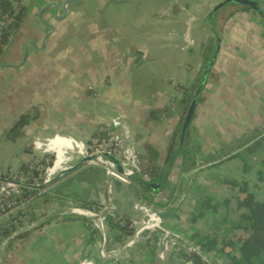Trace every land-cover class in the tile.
I'll use <instances>...</instances> for the list:
<instances>
[{"label":"crops","instance_id":"obj_1","mask_svg":"<svg viewBox=\"0 0 264 264\" xmlns=\"http://www.w3.org/2000/svg\"><path fill=\"white\" fill-rule=\"evenodd\" d=\"M224 1L22 0L26 16L0 56V62L10 64L0 68V171L14 174L24 168L33 138L89 141L98 126L115 122L116 132L138 153L152 143L163 165L180 115L170 102L182 96L179 84L191 83L202 71L204 47L214 37L209 15ZM258 1L264 10V1ZM215 28L220 49L185 146L163 175L155 179L142 172V177L147 184L162 183L156 191L149 185L155 203H162L181 176L198 171L177 218L162 225L200 241L214 264H242V247L261 237L264 225L259 206L264 203V16L254 7L225 5L215 16ZM34 107L39 119L21 139H7L21 115ZM184 149L190 152L185 173ZM197 161L215 163L195 169ZM79 162L53 183L58 192L46 204H30L35 220L46 214V221L16 240L1 264H117L100 257L104 246L113 245L112 226L106 223L105 244L101 229L93 233L86 217L57 212L98 200L71 196L98 197L104 184L99 169ZM69 177L72 184L63 194ZM120 206L124 212L134 208ZM181 215L189 217L185 231L177 222ZM176 243V253L183 255L182 244ZM130 254L134 264L156 259L150 245Z\"/></svg>","mask_w":264,"mask_h":264},{"label":"built area","instance_id":"obj_2","mask_svg":"<svg viewBox=\"0 0 264 264\" xmlns=\"http://www.w3.org/2000/svg\"><path fill=\"white\" fill-rule=\"evenodd\" d=\"M14 16L15 14L11 10H3L0 7V43L3 40L5 32L14 22ZM181 97L173 98L170 102V106H177V99ZM115 128L116 122L104 127L98 126L89 141L69 136L55 135L45 140L33 138L28 142L27 146L31 157L28 164L25 166V170L14 172V174H8L2 170L0 171V222H2V224L0 223V238L2 239L0 247L9 236L35 223L36 220H31L29 205L41 204L42 206L45 204V199L46 202H48L51 197L50 188L52 179L61 172L73 170L79 158L91 156L95 157L93 162L94 165L105 168L107 174H115L117 177L124 180L125 185H123L120 193L116 191L112 181L108 182L107 197L108 200L113 201L116 206L107 216L109 218L108 224L109 226H126V224H128V218H131L133 222L130 226H133L135 230L134 234L127 238L124 236L121 243L126 240H133L139 227V219L136 218V213L138 212L134 208H132V211H128L131 212V214L124 212L120 203L133 206L128 196L130 193L136 195V189L132 186V184L135 185L132 181V177L134 176V169L139 163V153L122 139ZM119 167H121L122 170H119ZM88 205H85V207L98 213L104 208V204L101 200ZM73 206L77 205L71 204L66 207H61L57 212L65 211L66 213L86 217L91 221V227L101 229L97 221L88 216L79 214ZM55 214H51V216ZM3 216H6L8 219L6 224L3 223ZM40 217L41 216H39L38 219ZM10 220H12L18 228H11V234L5 236L1 232L3 227L6 226ZM145 220L146 219L142 217L141 222L143 223ZM36 227L37 226L32 228V230ZM145 232L141 234L138 233V235H140H137L138 237L134 238L131 246L121 254L112 256L110 253L106 252L104 246L100 251L101 260L109 259L117 264L129 261L131 259L130 249L133 246L145 245L148 242V245L152 247L156 257L153 264H198L195 260L197 256L206 264H214L212 261V254L206 252L203 248V244L198 240L184 241L181 245L183 255H178L176 253L177 243L175 237L155 227H151L150 233H146V235L144 234ZM149 235L150 239L147 241ZM10 241L12 240L5 243L3 254ZM111 243L113 245L121 244L113 238L111 239ZM99 261L100 260H88L84 264H99Z\"/></svg>","mask_w":264,"mask_h":264},{"label":"trees","instance_id":"obj_3","mask_svg":"<svg viewBox=\"0 0 264 264\" xmlns=\"http://www.w3.org/2000/svg\"><path fill=\"white\" fill-rule=\"evenodd\" d=\"M0 1H1L0 7L3 10H11L15 14L14 22L11 24L9 29L5 32L3 40L0 43V56H1L5 47L9 44V41L12 35L16 32V30L20 27L21 23L23 22L26 16V6L23 4L22 0H0ZM225 5H240L244 9L253 8L250 5H246L242 3L239 4V2H235L234 0H231V1L222 3L219 9L221 10L222 7H224ZM219 9L218 11H220ZM259 12L264 16V10L261 8V6L259 8ZM215 42H216V38L214 36L204 47L202 71H200V73L194 78V80L191 83L179 84V89L183 92L182 97L177 99V105L180 110V115H179L178 123L176 124L175 129L173 131L172 137L170 141L168 142V147H167L168 156H167V159H165V162L163 163V165L161 164L160 155L158 153V150L155 148V146L152 143H146L143 147V151L139 153V163L134 169L133 181L138 188L139 197L142 200V202H144V204L149 205L155 209H158L160 207H167L174 201L182 185L181 183L182 176L179 178V184L177 185L176 183L173 186L174 188L171 187L173 189H171L170 197L171 198L173 197V198L172 199L169 198V200L166 202H162V203L156 202L155 203V200H154L155 195H153L152 191H150L147 181L142 177V172L143 174L147 175L149 178L152 177L156 179L157 176L163 175V173L165 172L164 170L165 166H167L170 162H173L174 158L177 156L176 152L178 150V146L180 143V136H181V132L183 129V123L189 111V107L193 100V96L196 92L199 81L201 79L203 69L205 68L212 52L214 51ZM201 98L202 96L200 97V100ZM33 109H34L33 112L27 111L21 115L20 119L16 122V124L12 127V129L7 133V136H6L7 139L11 141H17L21 139L25 134L26 127L33 121H36L39 119L40 117L39 108L34 107ZM188 135H189V130L186 135L187 138H188ZM181 154L183 156L182 172L185 173V171L187 172L190 169V168L185 169V167H183L190 159V152L188 149H184ZM202 167H205V166H202ZM21 170H25V167L22 168ZM44 202L45 204L47 203L46 199ZM260 207L263 213L264 204H262ZM29 208L31 209V205H29ZM30 213H32L31 210H30ZM36 217L37 215L35 214L31 215V220L34 221ZM0 218H1V214H0ZM108 221H109V218L106 217L105 222L108 223ZM132 222L133 220L131 218H128V224H126V226H120V225L112 226L111 232H112L113 239L121 243L123 241L124 236L127 238L130 235H133L135 230L133 226L132 227L130 226ZM0 223L2 224V222ZM39 226L40 224L36 228H38ZM11 228H14V229L18 228V226L14 224L12 220H10L9 223L3 227L1 233L7 236L11 234L12 232ZM31 231L27 233H30ZM91 231L93 233L100 232L99 229L95 227H92ZM27 233H24L18 236L17 238H15L14 240L10 241L4 254L8 252V250H10L14 246L16 240L20 239L21 237H23V235H26ZM261 234H262L261 237L253 241H249L242 247V256H241L242 264H264V227L261 231ZM1 240L2 239L0 238V242ZM148 244L149 243L147 242V244H145L144 246H147ZM195 260L198 264H206L198 256L195 257ZM120 264H134V259H130L129 261L122 262Z\"/></svg>","mask_w":264,"mask_h":264},{"label":"water","instance_id":"obj_4","mask_svg":"<svg viewBox=\"0 0 264 264\" xmlns=\"http://www.w3.org/2000/svg\"><path fill=\"white\" fill-rule=\"evenodd\" d=\"M71 1H74V0H66L65 4H68L70 3ZM227 1H231V0H226L224 2H227ZM235 2H240V3H243V4H246V5H250L254 8H256L258 11H259V8H260V4H259V1L258 0H234ZM224 2H221L219 5H217L213 10L212 12L210 13L209 15V18L211 20V24H212V30L214 32V36L216 38V42H215V48H214V51L212 52L205 68L203 69V72H202V75H201V79L199 81V84L197 86V89H196V92L193 96V100L190 104V107H189V111L185 117V120H184V123H183V129H182V132H181V136H180V143H179V149L177 150L176 153H180L183 149V147L185 146V140H186V135H187V132L189 130V126H190V123L192 121V118H193V115L195 113V109H196V105L202 95V92H203V89L207 83V79L210 75V72H211V69H212V66L215 62V59L218 55V52H219V49H220V44H221V37L219 35V33L216 31V28H215V16L218 12V9L220 7V5ZM55 6V9L58 8V5L57 4H53ZM48 27L50 28V31L53 30L52 28V25H48ZM49 35L46 34V37ZM45 37V39H46ZM26 54H27V50L25 51V56H24V60L22 63L25 62L26 60ZM10 64H4L2 62H0V68L1 67H4V66H9ZM95 160V157L94 156H91V157H81L80 158V164L82 163H85V162H89L90 166L88 169H91L92 168H95V169H99V173L100 174H103V182L104 184L100 186L101 188V191L99 192V196L98 197H95V198H92L86 194H83L82 196H79L77 193H70L71 196H73L74 198H77V199H82V200H86L87 202H91L92 200H96V199H100L103 204H104V208L101 212H95L83 205H80V204H74V205H77V206H73L76 211L79 213V214H82L84 216H86L83 211L85 212H88L90 214H92L94 217H98L99 219V225H100V228H101V231L103 233V236L105 238V241L104 243L106 244V239H107V231H106V224H105V218L108 216L109 212L112 211L116 206L114 204L113 201H110L108 200V197H107V186H108V182L109 181H112L114 183V186H115V189L118 193H120L122 191V188H123V185H125V182L124 180H122L120 177H117L115 174H107L106 172V169L105 168H98L99 166L98 165H94L92 164ZM87 170V169H86ZM119 170H122L121 167H119ZM71 171V170H69ZM68 172V171H66ZM197 173L198 171L194 170V171H191L189 173H187L186 175L183 176L182 178V187L181 189L179 190L178 192V195L177 197L174 199V201L167 207H163L162 209H155L149 205H146V204H142L139 200H138V197H139V191H138V188L136 185L132 184V186L136 189V198H137V201L139 204L147 207L150 211H155L157 216H158V223L157 224H153V227L163 231V232H167L168 234H172V235H175L177 237H180L181 239H183L184 241H188V239L186 238L185 234H180V232H178L177 230H174L173 229H170V228H166L162 225V222L167 220V219H176L177 218V215L176 213H178L179 209L181 208L185 198H187L189 192L191 191V188H192V185L197 177ZM62 175H64V172H61L59 174H57L51 181V188H50V195H52V193H56L58 192V189L54 186L53 187V183H55V181L60 178ZM72 177V176H71ZM69 177L67 178L68 180L64 181L65 183V186H64V190H63V194H67L68 193V190L72 184V178ZM77 180L79 181H82L84 180V178L82 179H79L77 177ZM132 181H133V177H132ZM148 185H150L155 191L156 189H160L162 187V183H159V182H153V183H149ZM88 190V189H87ZM89 191V190H88ZM97 200V201H98ZM168 201V200H166ZM166 201H163V202H166ZM68 205H65V206H62V207H66ZM52 214V213H51ZM50 214V215H51ZM89 217V216H88ZM185 217V215H181L178 219H177V222L180 223L183 228H184V231H185V227L184 226H187V225H184L183 222L181 223L180 220L183 219ZM47 218L46 214H44L43 216H41L38 220L35 221L34 224L30 225L29 227L23 229V230H20L14 234H12L11 236H9L5 241L4 243L1 245L0 247V264L2 262V255H3V247L5 245V243H7L9 240H13L15 239L16 237L24 234V233H27L29 231L32 230V228H34L35 226H38L42 221H44L45 219ZM145 218V217H144ZM138 219H140V217H138ZM146 219V218H145ZM7 220H3V223L6 224L7 223ZM189 225V224H188ZM139 233V230L136 231L135 235H134V238L138 235ZM134 238L133 240H131L129 242V244L126 246V248L123 250V252H125L130 246L131 244L133 243L134 241ZM122 252V253H123Z\"/></svg>","mask_w":264,"mask_h":264},{"label":"bare ground","instance_id":"obj_5","mask_svg":"<svg viewBox=\"0 0 264 264\" xmlns=\"http://www.w3.org/2000/svg\"><path fill=\"white\" fill-rule=\"evenodd\" d=\"M128 199L130 201V203L133 205L134 209L139 212L143 217L146 218V220L142 223V225L140 226V228L138 229L139 230V233H143L146 231V233H150V230H151V227H153V224H157L158 223V216L156 214V212L153 210V211H150L147 207L141 205L138 203L137 201V198H136V195L133 194V193H130V195L128 196ZM83 213L86 215V216H89L90 218L94 219L95 221L99 222V219L98 217H94L92 214L88 213V212H85L83 211ZM187 221H189V217L187 215H185V217L183 219L180 220V222L184 225H186ZM174 231V230H173ZM139 234V235H140ZM180 234H182L180 232ZM138 235V236H139ZM172 235V234H171ZM183 235V234H182ZM136 236V238L138 237ZM173 237H175L176 241L178 240L181 244L184 243V240L181 239L180 237H177L175 235H172ZM187 238V237H186ZM150 239V235L148 236L147 238V241H149ZM188 239V238H187ZM188 240H191V239H188ZM134 247V248H133ZM132 248L133 249H136L135 246H133ZM131 251V249H130ZM195 254V253H194ZM193 254V255H194ZM187 258H188V255H187ZM153 264V262H152Z\"/></svg>","mask_w":264,"mask_h":264},{"label":"rangeland","instance_id":"obj_6","mask_svg":"<svg viewBox=\"0 0 264 264\" xmlns=\"http://www.w3.org/2000/svg\"><path fill=\"white\" fill-rule=\"evenodd\" d=\"M98 201H100V199L98 200ZM137 214V217L136 218H138V217H140V219L138 220V222H139V227H138V229L140 228V226H141V224H142V215L138 212V213H136ZM137 229V230H138ZM145 235H146V232L144 233ZM129 242H130V240H126V241H124L123 243H121V244H117V245H110V248L108 249V246L106 245V252H108V253H110V255H118V254H121L122 252H123V250L126 248V246L129 244ZM144 244H141V245H139V246H143ZM139 246H136L135 248H138ZM134 248V247H133ZM133 248H131V250L133 249Z\"/></svg>","mask_w":264,"mask_h":264},{"label":"flooded vegetation","instance_id":"obj_7","mask_svg":"<svg viewBox=\"0 0 264 264\" xmlns=\"http://www.w3.org/2000/svg\"><path fill=\"white\" fill-rule=\"evenodd\" d=\"M236 154V152L235 153H233V154H231L230 155V157H233V156H236L235 155ZM229 156L227 157V158H230ZM198 162V161H197ZM196 162V163H197ZM215 162H208V163H205L204 165L203 164H201L200 162H198L197 164H196V166H195V169L197 168V169H200V167H202V166H210V165H212V164H214ZM262 204H264V203H260L259 204V206H261ZM261 208V207H260ZM263 216H264V212H263ZM260 226H261V224H256V228H260ZM263 227H264V225H263ZM263 227L261 228V230L263 229ZM205 249V248H204Z\"/></svg>","mask_w":264,"mask_h":264}]
</instances>
